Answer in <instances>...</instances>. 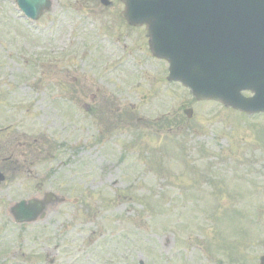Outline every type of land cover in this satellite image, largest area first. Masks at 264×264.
Instances as JSON below:
<instances>
[{"label":"rangeland","instance_id":"rangeland-1","mask_svg":"<svg viewBox=\"0 0 264 264\" xmlns=\"http://www.w3.org/2000/svg\"><path fill=\"white\" fill-rule=\"evenodd\" d=\"M13 1L0 0V81L6 82L0 86V129L8 127L0 131V161H29L24 178L30 177V184L29 193L19 192L15 181L13 192L0 188V264H258L264 253V167L248 191L232 178L237 161L249 158L258 168L264 161V117L241 116L213 101L196 102L180 84L166 81L164 61L142 50L130 48L137 53L132 62L136 66L127 65L133 57L122 45L129 36L106 20L109 11H100L98 4L97 16L88 18L86 39L78 44L92 51L79 64L93 74L77 85L74 98L82 101H52L56 94L69 93L61 83L73 66L49 70L46 64V86L36 85L28 96L21 53L42 51L44 59L47 52L71 54L76 26L64 0H49L53 7L43 22L25 20ZM74 3L80 4L68 2ZM83 9L72 16L76 22L90 14L91 9ZM96 31L103 41L95 39L94 44ZM136 38L133 33L130 40ZM95 45L100 49L91 64ZM123 62L129 69L120 66ZM130 70L141 77L131 81ZM100 78L104 82L96 83ZM96 88L104 92L105 101H91L89 93ZM43 90L51 101L40 98ZM188 106L193 109L190 119L182 113ZM103 109L110 115H101ZM167 132L174 158L169 155L166 161H182L177 142L184 138L185 159L209 161L221 170H202L199 182L191 184L175 176L169 165L170 188L161 191L166 176L161 180L151 171L140 150L158 145ZM198 145L202 152L194 148ZM212 172L225 176L218 184L227 183V189L210 185L207 176ZM186 177L194 181L196 174ZM39 181L68 200L51 205L42 219L21 231L6 211L28 194L39 195L33 186ZM243 195L247 220L235 223V230L230 217L227 225L222 223L220 213ZM217 224L221 237L223 232L230 235L227 242L237 237L232 256L227 247L219 249L217 241L211 242Z\"/></svg>","mask_w":264,"mask_h":264},{"label":"water","instance_id":"water-1","mask_svg":"<svg viewBox=\"0 0 264 264\" xmlns=\"http://www.w3.org/2000/svg\"><path fill=\"white\" fill-rule=\"evenodd\" d=\"M122 1L129 23L147 25L152 53L169 63V81L181 82L197 100L264 112V0ZM44 2L17 0L31 17ZM185 113L191 117L192 110ZM41 207L35 199L21 200L12 211L30 221ZM260 260L264 264V255Z\"/></svg>","mask_w":264,"mask_h":264},{"label":"flooded vegetation","instance_id":"flooded-vegetation-1","mask_svg":"<svg viewBox=\"0 0 264 264\" xmlns=\"http://www.w3.org/2000/svg\"><path fill=\"white\" fill-rule=\"evenodd\" d=\"M70 0H64L65 4L67 5H71V4H68ZM80 2V4L78 3H74V7H68L69 9V15L71 16L70 19L74 22L76 28L74 29L75 33L73 34V43L72 45L70 46V49H71V60H72V74L74 75L73 77V80L75 82H80L82 83L84 81V78H88L90 79L93 74L91 73V69L88 68L87 70H84L83 68H81L79 66V63H78V57L80 56V60L81 59H84V58H88L89 56L86 54V53H92V51L90 49H86L85 52L82 51L80 52L79 56H78V44L79 43H84V40L86 39V35H85V32H86V26L88 24V18H91L92 17H96L97 14L95 13V10H94V6L95 4H98L99 6V9L100 11L104 10L105 12L108 10L109 13H106L104 14L105 17H106V20L109 22V23H114V24H117L119 25L121 28H122V32H123V36L125 35L126 37H128L126 40H124V45H122V51H124L128 56H132L133 58H129L126 62L128 63L127 65H132V67L136 66L135 63H132L134 60V56L137 54V53H134L133 50H130V48H133L135 50H142V52H144L145 50V47H144V43L141 39V36L139 35L140 34V31L142 32V27H138V26H132V25H129L121 16V11L123 9V4L121 2V0H76V2ZM63 2V3H64ZM94 4L93 6L92 5H89V4ZM85 5V8H88V9H91L90 10V14L89 13H86L87 15V18H84V17H79V21L76 22L74 20V18L72 17L73 15H77L79 13H82L84 11H81L79 13H77L79 11V9L77 7H84ZM85 24V25H84ZM92 24L89 25V28L92 29ZM104 25V24H103ZM83 33V34H82ZM133 33H136L137 37H140L139 38V42L137 41H131V35ZM82 34V35H81ZM79 35H81V39H82V42L79 40ZM95 39H99V42L101 43L103 40H101V36H100V32H97L96 31V34L94 36V41ZM126 41H129L128 43H126ZM90 44H93L92 41L89 42ZM99 48H94L93 52L95 53V55L91 56L90 57V63L92 64L95 60V57L97 56V51H98ZM79 60V61H80ZM28 61H29V57H28ZM25 62H27V57L25 59ZM58 63V66H59V70L60 69V64H61V61L57 62ZM117 65H119V63H117ZM122 67H126L124 62L122 65H120ZM111 69V68H110ZM28 75V73H27ZM38 80V88L40 89V87L43 85H45V79H46V73H45V69H44V61L41 60V62H39V72H38V77L35 78ZM94 82V81H92ZM99 82V83H103V78H100L99 81H96V83ZM105 84L107 85L108 82H105ZM91 94V95H90ZM90 95V99L91 101L95 100L96 98H98L99 100L101 101H105V98L104 97H101L102 95H104V92H91L89 93ZM42 99H47L46 95L44 94V90L41 92V95H40ZM65 94H60L58 96V99L59 100H62V99H67L64 97ZM64 97V98H62ZM5 130L7 132L8 130V127H5V129H0V131H3ZM13 154L10 155L9 158H12ZM3 160H7V159H3ZM30 162L29 161H0V171H2L5 175V179L0 182V188L5 186L7 188V190H12V192L14 191V188H13V183L14 181L16 182V184L14 185H17L18 187H20V190L19 192H29L27 190V187H28V184H30V177H26L24 178V174H21L22 172L26 171L28 172L29 169L28 168H25L26 165H29ZM15 172V173H13ZM16 179V180H15ZM41 183L38 184V185H35V187H38V188H41L39 190L40 194L42 193V195L44 196L45 193L43 192V185H44V181H40ZM6 215L11 219V221L14 223L13 221V217L11 215V213L9 212V210L6 211ZM21 231H23L24 227L22 225H20L18 227Z\"/></svg>","mask_w":264,"mask_h":264}]
</instances>
